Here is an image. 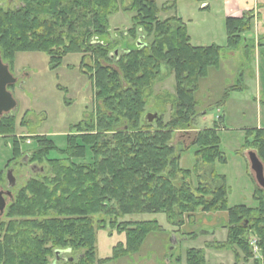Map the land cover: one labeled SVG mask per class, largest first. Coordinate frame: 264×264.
I'll list each match as a JSON object with an SVG mask.
<instances>
[{"label": "trees", "instance_id": "trees-1", "mask_svg": "<svg viewBox=\"0 0 264 264\" xmlns=\"http://www.w3.org/2000/svg\"><path fill=\"white\" fill-rule=\"evenodd\" d=\"M172 8L154 0H18L12 8L0 6L3 62L12 68L16 53L41 52L54 69L66 55L81 54L80 67L96 102L94 116L72 127L75 132L65 136L64 148L46 136L31 137L37 146L29 163L47 168L29 178L6 207L0 221V264H52L58 250L69 254H59V264H98L97 233L107 228L124 234L125 242L116 244L107 258L118 259L137 253L148 234L162 230L156 220H123L125 216L162 212L181 226L184 215L196 211L227 213V238L218 247L235 246V260L240 254L247 260L252 257L248 238L257 237L264 264V190H255V208L228 207L224 184L200 183L192 190L191 171L179 167L186 149L177 152L172 142L176 130L193 126L199 81L219 66L222 50L242 45L248 51L245 34L252 31L253 16L226 18L224 47L196 46L182 19H160L161 12ZM119 10L133 13L127 30L132 47L104 40L110 36V16ZM162 68L174 79L171 114L164 122L157 113L148 124L145 98ZM217 129L214 124L198 131L192 142L206 164L224 161ZM15 131L13 116L0 118V136ZM246 135V146L264 164V128L248 129ZM11 149L9 161L22 157L15 138ZM52 151L57 156L50 158ZM5 183L0 170V186ZM185 262L206 264L204 250L188 249Z\"/></svg>", "mask_w": 264, "mask_h": 264}, {"label": "rangeland", "instance_id": "rangeland-1", "mask_svg": "<svg viewBox=\"0 0 264 264\" xmlns=\"http://www.w3.org/2000/svg\"><path fill=\"white\" fill-rule=\"evenodd\" d=\"M154 1L158 6L174 5L169 11L161 12L160 19L178 17L177 12L182 14L193 45L225 46L226 19L221 14L220 0H211L209 10L203 9L206 4L198 0ZM17 2L4 0L0 6L12 8ZM132 16V12L122 10L112 14L109 18L110 36L104 40L117 41L121 48L132 47L133 42L127 36V30L132 26ZM253 35L252 32L245 34L250 45L248 51L242 45L236 50H222L219 66L209 68L207 76L199 81L195 93L197 115L193 126L189 130L178 129L173 133L172 142L177 152L186 149L181 153L179 167L191 171L188 178L190 188L194 190L200 183L224 184L228 207L257 206L254 195L258 185L248 157L250 150H256L250 149L245 142L248 129L264 128V46H259V49L255 46L257 52L254 51L251 47ZM260 41L264 44V37ZM81 60V54H68L58 67L51 69L49 58L44 53L15 54L13 67H9V70L16 82L8 91L16 101V107L9 113L15 118L16 134L0 136V170L4 172L6 181L3 188L7 189V170L12 169L16 179L11 189L13 196L29 178L45 173L42 167L47 168L45 163H36L35 168H32L29 157L21 163L20 159L26 153L32 155L37 146L31 137L46 136L58 149H62L65 147V136L75 132L72 127L94 116V89L82 73ZM84 62L91 64L88 57ZM173 99V76L166 68H162L157 81L146 95L145 112L162 114L163 121H168ZM214 124L218 127L217 135L224 161L206 164L195 154L197 148L192 142L198 131L212 128ZM13 138L21 143L22 157L9 161L12 158ZM56 156L54 151L49 154L50 158ZM215 175L220 176V180H216ZM177 182L179 184L181 180ZM200 213L204 212L185 214L184 226H178L175 221L171 224L162 212L127 215L123 220H156L162 230L148 234L137 253L118 259L107 258L111 257L116 244L125 242L124 234L114 230L110 232L109 228L100 230L97 233L96 257L101 260L98 264H186V252L190 248L203 249L206 264H241V254L238 262L234 257L235 246L218 247L227 238V213ZM252 238L248 241L251 242ZM255 238L258 251L247 260L263 264L259 239Z\"/></svg>", "mask_w": 264, "mask_h": 264}, {"label": "water", "instance_id": "water-1", "mask_svg": "<svg viewBox=\"0 0 264 264\" xmlns=\"http://www.w3.org/2000/svg\"><path fill=\"white\" fill-rule=\"evenodd\" d=\"M117 53V52H115ZM16 79L9 71V66L6 63H3L1 55H0V118L2 116L8 115L11 113L16 107V101L14 100L12 94L8 91V86L14 84ZM158 117L157 113L147 112L144 115V120L148 124H152L156 118ZM28 155H25L24 159H27ZM250 168L254 174L257 185L264 189V165L261 162L260 158L254 151H249L248 153ZM23 159V161H24ZM7 187L13 188L16 184V179L13 176L12 169H8L6 173ZM5 196H7L10 200L13 201V196L10 190H7L5 193L0 191V220L4 215L6 205L8 201ZM62 251H56V258L52 264H56V261L59 259V254Z\"/></svg>", "mask_w": 264, "mask_h": 264}, {"label": "crops", "instance_id": "crops-1", "mask_svg": "<svg viewBox=\"0 0 264 264\" xmlns=\"http://www.w3.org/2000/svg\"><path fill=\"white\" fill-rule=\"evenodd\" d=\"M200 2H202V4H206V6L203 9H205V10L210 9L211 0H200ZM220 2L221 3L219 5H220V9H221V14H222L224 20L226 18H241L246 13L252 14V16H253V21H252L253 22V28H252L251 32L254 35L252 36L253 39H251V40H252V44H253V49H254V51L257 52V49H259V46L263 47L264 44L261 43L260 38L264 37V0H220ZM177 16L179 18H181L183 21V17H182L181 13L177 12ZM255 40H256V42H255ZM254 44H256L255 46L257 49L254 48ZM216 213L221 214L222 212H216ZM200 214L204 215V213H200ZM185 223L186 222L184 221L182 226H184ZM193 237H195V236H193ZM237 260H240V257H238ZM241 264H253V261L252 260H244L242 258Z\"/></svg>", "mask_w": 264, "mask_h": 264}, {"label": "built area", "instance_id": "built-area-1", "mask_svg": "<svg viewBox=\"0 0 264 264\" xmlns=\"http://www.w3.org/2000/svg\"><path fill=\"white\" fill-rule=\"evenodd\" d=\"M251 245H252V248H253V252L256 253L258 251V246H257V242L255 239H253L251 241Z\"/></svg>", "mask_w": 264, "mask_h": 264}, {"label": "flooded vegetation", "instance_id": "flooded-vegetation-1", "mask_svg": "<svg viewBox=\"0 0 264 264\" xmlns=\"http://www.w3.org/2000/svg\"><path fill=\"white\" fill-rule=\"evenodd\" d=\"M263 163V162H262ZM264 165V164H263ZM32 168H35V166H32ZM262 189V188H261ZM262 190H264V189H262ZM0 191H3L4 193L7 191V189H4L3 188V186H0ZM6 197V200L7 201H9L10 199L7 197V196H5Z\"/></svg>", "mask_w": 264, "mask_h": 264}]
</instances>
